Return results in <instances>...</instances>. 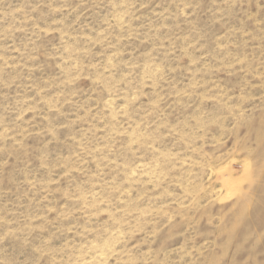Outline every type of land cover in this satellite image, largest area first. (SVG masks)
<instances>
[{
	"label": "rangeland",
	"instance_id": "rangeland-1",
	"mask_svg": "<svg viewBox=\"0 0 264 264\" xmlns=\"http://www.w3.org/2000/svg\"><path fill=\"white\" fill-rule=\"evenodd\" d=\"M0 264H264V0H0Z\"/></svg>",
	"mask_w": 264,
	"mask_h": 264
}]
</instances>
